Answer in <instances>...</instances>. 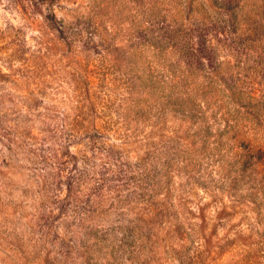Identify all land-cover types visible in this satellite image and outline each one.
<instances>
[{"label":"rangeland","instance_id":"1","mask_svg":"<svg viewBox=\"0 0 264 264\" xmlns=\"http://www.w3.org/2000/svg\"><path fill=\"white\" fill-rule=\"evenodd\" d=\"M249 148L264 0H0V264H264Z\"/></svg>","mask_w":264,"mask_h":264},{"label":"trees","instance_id":"2","mask_svg":"<svg viewBox=\"0 0 264 264\" xmlns=\"http://www.w3.org/2000/svg\"><path fill=\"white\" fill-rule=\"evenodd\" d=\"M215 90H218V91H221L223 92V94L227 95L228 97H231L232 99H239L241 100V98L244 96V94L247 95V99L250 100L252 98H256V96L254 95V92H251L250 94V91H244L243 89H239V90H236L235 87H232V86H228V87H223V88H219V89H215ZM209 91H212V90H209ZM204 112V111H203ZM264 159V153L260 150V148H255V149H252V148H249L247 149L246 152L243 153V162L244 163H247L249 161H252V162H259V161H262ZM202 239L204 240H207L206 239V235L204 233V235L201 236ZM210 240L208 239L207 242H205L203 245H204V248H203V253H208L212 252V249H211V246H210ZM223 244H219L218 247H222ZM217 248V247H216ZM214 251L218 253V250H216L214 248Z\"/></svg>","mask_w":264,"mask_h":264}]
</instances>
